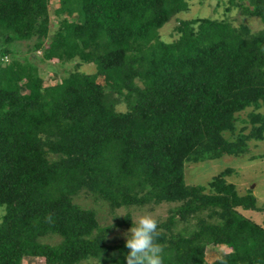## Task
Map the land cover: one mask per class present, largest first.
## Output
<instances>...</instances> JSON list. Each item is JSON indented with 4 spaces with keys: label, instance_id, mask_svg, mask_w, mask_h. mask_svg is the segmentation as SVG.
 <instances>
[{
    "label": "trees",
    "instance_id": "16d2710c",
    "mask_svg": "<svg viewBox=\"0 0 264 264\" xmlns=\"http://www.w3.org/2000/svg\"><path fill=\"white\" fill-rule=\"evenodd\" d=\"M50 2L0 0V264H126L125 240L110 242L80 194L126 208L118 226L172 203L157 220L164 264H208L218 246L211 264H264V226L239 212L256 197L227 181L232 168L184 180L186 162L264 138V27L193 17L165 40L189 0H57L54 25ZM228 3L264 22V0ZM37 61L72 67L45 83Z\"/></svg>",
    "mask_w": 264,
    "mask_h": 264
},
{
    "label": "rangeland",
    "instance_id": "374dc122",
    "mask_svg": "<svg viewBox=\"0 0 264 264\" xmlns=\"http://www.w3.org/2000/svg\"><path fill=\"white\" fill-rule=\"evenodd\" d=\"M247 3V0H242ZM57 0L50 2V16L52 25L56 22V16L53 9L57 7ZM232 7L231 10L226 11L225 7ZM193 17H211L224 18L232 21L234 24L244 22L248 24L252 30H258L264 27V22L257 16H250L245 14L239 7L231 6L228 0H189V8L174 15L167 21L159 31L162 39L169 40L175 35L174 27L178 19H186ZM19 55L26 54L27 43L19 42L17 44ZM41 74L45 78V83H53L59 78V74L65 73L67 69L72 67V63L56 64L50 61L36 62ZM82 70L87 72L93 71L94 67L91 64H84L81 66ZM99 80H101L99 78ZM240 112L239 116L245 118L248 112ZM264 113V106L260 108ZM226 167L232 168V172L226 177L227 181L235 184L239 194H245L249 190L256 197L255 209H242L239 212L246 217H250L254 221L264 226V138L262 140H250L249 151L241 155H222L219 158L204 159L198 162H186L184 165V180L189 185H204L211 178ZM80 205L88 208H93L101 225H110L112 229L108 235L110 242H118L125 240L124 233L132 226L114 224L115 218L122 216L127 211L126 208H118L111 211L108 205L104 202H94L84 194H80L75 199ZM169 206L172 203H161L159 205L145 206L142 208L132 207L130 209L132 218H137L141 215H151L156 220L163 219L167 215ZM3 213V206H0V217ZM225 250L224 246L210 247L206 251V261L211 264L212 261ZM23 264H43L42 259L25 260Z\"/></svg>",
    "mask_w": 264,
    "mask_h": 264
},
{
    "label": "clouds",
    "instance_id": "9594fccd",
    "mask_svg": "<svg viewBox=\"0 0 264 264\" xmlns=\"http://www.w3.org/2000/svg\"><path fill=\"white\" fill-rule=\"evenodd\" d=\"M132 227L125 233L126 264H164L165 252L157 242L158 222L151 215L132 218Z\"/></svg>",
    "mask_w": 264,
    "mask_h": 264
}]
</instances>
